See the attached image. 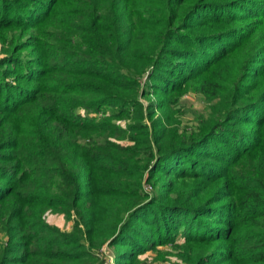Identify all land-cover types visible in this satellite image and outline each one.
Segmentation results:
<instances>
[{
    "label": "trees",
    "instance_id": "1",
    "mask_svg": "<svg viewBox=\"0 0 264 264\" xmlns=\"http://www.w3.org/2000/svg\"><path fill=\"white\" fill-rule=\"evenodd\" d=\"M10 30L0 264H264V0H0Z\"/></svg>",
    "mask_w": 264,
    "mask_h": 264
},
{
    "label": "rangeland",
    "instance_id": "2",
    "mask_svg": "<svg viewBox=\"0 0 264 264\" xmlns=\"http://www.w3.org/2000/svg\"><path fill=\"white\" fill-rule=\"evenodd\" d=\"M50 28V27H48ZM0 61L3 60L6 55L4 50L6 48L12 49L13 45L12 42H15L17 38H19L18 33L16 34L14 30L10 31H3L0 32ZM23 55L25 57L32 56L36 53L35 49H25L22 51ZM176 110H178L177 118L178 122L181 121L180 128H191L195 126V122L198 119L199 115H205L207 113V107L205 105V102L196 94L192 92L185 93L180 101L178 102V105L176 107ZM81 114H84V111H79ZM150 190V189H149ZM46 220L48 223H50L52 226L62 230V231H69L72 227V221L71 219H68L63 214H46ZM158 250L161 252H174L172 251L171 247L168 246H161L158 247ZM105 255H108V261L105 264H112V260L110 257H112V251L110 249H105ZM162 253H155V252H147L144 255L140 256V264H169L172 260V262L175 261L174 257H168V256H161ZM163 255V254H162ZM168 258L167 260H165ZM170 261V262H169Z\"/></svg>",
    "mask_w": 264,
    "mask_h": 264
}]
</instances>
